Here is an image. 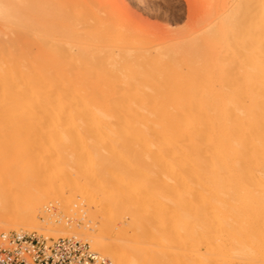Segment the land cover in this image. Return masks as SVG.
<instances>
[{
	"label": "bare ground",
	"instance_id": "bare-ground-1",
	"mask_svg": "<svg viewBox=\"0 0 264 264\" xmlns=\"http://www.w3.org/2000/svg\"><path fill=\"white\" fill-rule=\"evenodd\" d=\"M22 1L0 0V118L11 119L0 126L8 130V124L11 129L15 123L17 128L16 135L8 131L14 135L8 136L11 140L0 138V145L4 147L6 141L7 148L8 142H16L19 129L22 133L27 127L31 131L50 126L55 130L50 129L51 135L57 134L56 141H51L56 142L58 153L48 151L50 156L35 160L36 170L38 166L42 169L38 173L27 172L30 165L18 162L23 171L16 183L27 185L28 180L41 175L53 153L57 157L52 161L56 159L60 176L67 182L61 189L68 186L81 198L92 190L105 193L107 207L130 216L127 225L133 237L156 226L169 234L170 209L156 195L167 191L175 177L188 181L250 177L255 181L252 203L264 212V0H185L188 11L175 31L177 39L161 40L153 49L128 45L136 37L137 27L133 15L115 0H40V12L43 3L56 6L58 15L30 19V24L23 21ZM31 1L26 0L29 8L24 1V8L34 17L38 5L31 10ZM135 1L138 6L147 2ZM79 6L83 11H76ZM198 82L205 83L208 94L187 96L185 87ZM24 118L27 123L20 122ZM196 118H202L203 123L196 124ZM180 127L183 133L176 139L174 132ZM18 145L21 148V143ZM21 149L22 153L29 150ZM23 156L20 161L29 162ZM248 157L255 163L252 167L246 164ZM4 161L0 164V230H7L2 224L8 222L16 228L21 224L86 234L93 247L109 255L113 264H136L145 256L154 263L169 256L166 251L148 252L137 246L122 251L119 238L90 233L93 226L98 231L110 226L96 224L91 211L92 219L87 218L92 224L79 227L61 216L54 219L51 215V219L47 213L39 220V212L47 209L43 207H47L48 194L27 191L31 194L5 196L4 190L12 189L11 179L16 175ZM67 196L61 203L65 209L70 207L65 205ZM20 202L30 208L3 216L10 204ZM149 209L154 221L162 218L152 228L151 220L140 215ZM192 229L201 231L197 219L192 220ZM185 257L187 264L209 261L194 243L187 244ZM244 259L247 263L251 258L244 254Z\"/></svg>",
	"mask_w": 264,
	"mask_h": 264
},
{
	"label": "rangeland",
	"instance_id": "rangeland-1",
	"mask_svg": "<svg viewBox=\"0 0 264 264\" xmlns=\"http://www.w3.org/2000/svg\"><path fill=\"white\" fill-rule=\"evenodd\" d=\"M24 1L26 2V0H23L20 3V5L23 6L22 18L24 17L23 21L26 22V24L33 23V20L30 21V19H34L36 21L37 17L45 16L47 14H48L46 16L47 19L49 18L51 19L52 17L54 18L58 15V10L55 9L56 6L55 7L51 6L54 10L53 12L52 10H50L51 9L50 6L47 7L45 4H43L47 2L41 0L43 2L42 9L47 12H43V10L40 12V10L38 9L41 8L40 7L41 3L37 4L38 1L40 0H32L31 1L32 6L30 5L31 10L36 8L37 5L38 6L35 9L36 11L33 12L34 17H31L30 15H32L31 14L32 12H30L29 15L28 9L27 10L25 9V8H29L26 5L28 4V2L25 3ZM115 1H117L118 3L124 6V10L127 14L133 15L134 24L137 27V33H136V37L133 38L131 42L128 44L132 49L139 48L142 46L149 49H153L155 48L156 44L161 40L177 39L178 35L175 34V31L183 25L188 11L185 0H147V2L144 5H140V6L134 3L135 0H115ZM24 3H25V8H24ZM29 4H31L30 1ZM80 7L81 6H79V8H77L76 11L78 12L83 11V7L81 8ZM48 12H50L51 14H49ZM61 28L65 29V26H61ZM167 30H170V33ZM166 31L168 32V34H165ZM177 88L184 89L181 86ZM185 89L188 90L187 93L185 92L187 96H189V94H197L201 97H204L208 94L204 82L191 84L185 87ZM10 120L11 119L4 117V119L0 121V124H2V126L3 124L6 125V123L10 122ZM40 120L42 121L43 119H36L35 121L40 122ZM4 121L6 123H4ZM23 121L27 123L28 118L27 119L24 118V120L20 122ZM20 122H18V124L22 125L23 123ZM195 123L201 125L203 123V119L196 118ZM13 124L15 125V123ZM18 124H16V127L18 126L20 128ZM5 125L4 127H7ZM14 125L12 126L15 128ZM13 127H11L10 129L8 124V130L7 128L5 130L0 126V129L2 128L1 129L2 133L0 132V136H1L0 138L6 141H8V139L11 140L13 137L12 138L9 137L16 135V129H17V128L14 129ZM26 127L27 126L25 124V128ZM44 127L32 129L33 131L32 130L30 131L29 128L27 127L29 133H33L29 135L26 134L28 132L26 130L27 128L25 129L27 131L26 133H23L25 130L24 131L22 130L21 131L22 133H20V129L18 128L19 137L17 138V141L14 138L16 142H14L13 140L11 141V143L8 142L9 143L8 146L10 148H8V146L7 148H4L5 145H7L6 141L4 147L0 145V152L1 153L3 152L2 154H4V152L6 151V154H4L3 157L2 154H0V160L5 159V161L3 160L4 163L11 166V168L13 169L12 175H14V173L16 175V177L14 176V178L12 177L11 179L13 180L12 184H14L12 186V189L8 191L4 190L3 194H5V196L8 197L15 194L19 196L30 195L31 193L27 194V191H35L34 193H38L40 195L41 193H45L43 195L48 194L49 198H48V203L46 204L47 207H43V209L44 208L47 209L41 213L39 212L38 214V217H40L39 220L42 221L41 218L45 219V215L47 213V215L51 219L53 217L54 219H57L61 216L64 218L66 223H70V224L73 223L75 224V226L78 227L83 226L85 223H87L88 225L90 222L93 221L96 224H99L101 222H106L110 224L108 230L106 229V230L98 231L93 226L90 233L95 232V234L115 237L117 240L119 238L122 245L121 248L122 251L123 250L128 251L129 247L137 246L144 249H148V252L150 251V252L160 253V251L161 252L166 251L165 253L168 252L167 254H169V256H167L165 260H160L154 263L153 261L151 262V260H149L147 256H145L142 257L141 260L138 261L136 264H187L185 253L188 243H194L199 247L200 253L206 259L209 260L207 264H264V212L257 209L255 205H253L252 203L251 196L253 192V186L255 183V181L252 178L250 177L247 178L238 177L234 179L207 178L202 181H196V180L188 181L185 179L175 177L170 182V187L167 191L158 192V194L156 195V197L164 204H166L170 209L168 222L171 228L169 230L170 232L167 231L169 234H166L165 232H162L164 234L161 233V229L157 228L156 225H159L160 220L162 218L161 219L157 218V220L155 219L154 221L153 212L151 211V209H149L146 212L150 211L151 213L150 212L146 213L145 211H141L142 213L144 212L143 213L144 215L141 214V212L140 215L142 219L146 218L151 220L149 226H151L152 228V226L155 225L156 226L155 229L154 228L147 229L148 231H146V233L145 231H141L142 233L139 234V236L133 237V233H132L133 231L131 228H128L129 225H127L130 220V216H128L126 213L120 211L118 212V210L113 208L111 205L107 207L106 206L107 204L106 205L104 204V201H108L106 200L107 197L105 196V193L102 192L101 194L100 192H95V190H92L86 194L85 198H81L78 191L71 190L73 192L72 193L68 188V186L67 187L64 186V189H61V187H63V185H66L67 182L65 178L60 176L61 168L55 162L56 159L52 161V159L54 158L53 156H55V154L53 153H56L57 151L55 150L57 148H54V145H56L54 143L56 142H53L56 141L57 134L55 133L56 134L55 137L54 135L52 136L51 133L54 134V132L50 131V129L51 130L53 129L50 128V126L49 127L47 126L48 128L45 127L46 129L44 130ZM22 129H24V127ZM3 130L7 131L5 132L7 133L6 137L5 136L3 137L1 135L4 134ZM12 130L14 131V135H11L13 133H9L8 135V131L13 132ZM39 132H42L40 133V136H39ZM44 132L46 135L44 134L45 136L43 138ZM182 133H183V129L181 127L176 128L174 132L175 138L176 139L179 138ZM22 134H24L25 137L22 136ZM51 136L53 138H51ZM46 137L48 138L47 143L45 139ZM39 138H41V140H39ZM19 139L21 143V148L22 147L29 148L30 152L34 151L33 153H35L36 150L39 151V154H37L38 152H36L35 154H33L32 152L30 153L28 149L26 150V152H23L24 153L23 159L24 160L28 159L30 163L29 162L26 163L23 160L20 161L19 157H21L23 153L20 152L19 150L21 148L19 147L18 149L17 147L20 146L18 145L20 144ZM51 139H53V141H51ZM24 142H25V146H24ZM41 142L45 145H43ZM0 143L2 142L0 141ZM38 143H41L40 144L41 148H39ZM50 143L51 145H49ZM3 148L4 150L5 149L6 150L4 151ZM13 148H16L18 150ZM54 150L55 152L52 153L53 156L51 157L50 162L46 161V159L48 158H45L46 161L45 163L49 166L47 169L46 167H43L45 166V164L43 163L44 161L42 162V164L44 165H42L41 167L45 168L47 172L44 169L43 171L44 174L42 173L39 176L31 178L30 180H28L29 183H27V185L26 183L24 185H22L20 182L16 183L15 180L18 174L22 173L21 171H23L19 166L21 163L18 164V162H22V164L23 163L26 164L27 167H28L27 164L30 165L29 166L30 169L27 168V172L38 173V171H40L41 168L38 166L37 168H39V170H36L37 165L35 166L34 161L36 160V163L37 160L38 162H40V159L43 158V155H46L48 157L51 155V153L49 152V154H47V152L48 151L52 152ZM40 152H42L43 154ZM37 155L39 157H37ZM182 157L183 155H180V158ZM14 160H17V163ZM3 161L2 164L0 162L1 165H3ZM246 164L248 167H252L255 163L250 159V157H248L246 159ZM38 165H40V163H38ZM15 166L17 168H15ZM262 167L264 168V165H262ZM1 180L2 179L0 178V182ZM59 182H60V186L58 184ZM15 184H17L16 187H14ZM53 191H55V193H53ZM57 193L59 194L58 196ZM69 193L75 195L71 196V194ZM66 194L69 195L67 196ZM65 196L68 197V200H66L65 205L71 207V205L73 204L71 208L67 207L65 209L63 205H61V203L64 204L63 200L65 201V199L63 198H66ZM191 201L193 202V205L192 203L190 204ZM22 202H20L19 205L10 204V206L7 207L8 209L6 208L5 211H3V213H5V215L3 216H8L18 211L19 212L26 211V209L28 210V208H30L29 205L26 206L27 203L24 202L26 203L24 204ZM148 202L149 203L147 205H151L150 201ZM43 209L42 207H40L39 210H43ZM90 211L94 214L93 221L91 220L92 216L90 217L88 213ZM51 215L53 217H51ZM87 216H89L88 218L91 219H88ZM193 219H197L199 221V224L201 226V231L197 232L192 229ZM2 225L7 226L8 229L5 231L0 230V233L16 231L27 234L34 233L43 236L47 239L71 237L81 240L82 242H86L87 244H89V247L92 251L96 252L100 257L108 258L113 264V259L109 255H107L105 252L98 251L97 249H95V247H93V244L91 243L92 242L91 239L88 238V235L86 234L73 235L72 233L71 234L70 233L68 234V232L66 233V231L65 232L64 231L55 232L52 230L46 231L45 229H37L30 225L24 226L21 224L20 226L17 225L16 228L15 226H13L14 224L8 222L3 223ZM123 227H126V230L123 229ZM66 229H68V227H66ZM156 229L158 230L160 229V231H157ZM122 232L125 233L123 236H122ZM129 250L131 249L129 248ZM244 254H247L251 258L248 261L246 260L247 263H245Z\"/></svg>",
	"mask_w": 264,
	"mask_h": 264
},
{
	"label": "built area",
	"instance_id": "built-area-1",
	"mask_svg": "<svg viewBox=\"0 0 264 264\" xmlns=\"http://www.w3.org/2000/svg\"><path fill=\"white\" fill-rule=\"evenodd\" d=\"M0 264H112L75 238L47 239L34 233H0Z\"/></svg>",
	"mask_w": 264,
	"mask_h": 264
}]
</instances>
